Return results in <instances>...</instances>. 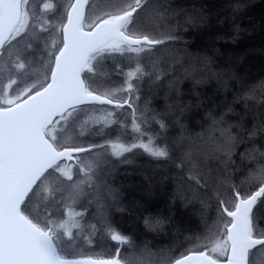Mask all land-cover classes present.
I'll return each instance as SVG.
<instances>
[{"label":"snow or ice","instance_id":"1","mask_svg":"<svg viewBox=\"0 0 264 264\" xmlns=\"http://www.w3.org/2000/svg\"><path fill=\"white\" fill-rule=\"evenodd\" d=\"M0 18V264H264V0Z\"/></svg>","mask_w":264,"mask_h":264},{"label":"water","instance_id":"2","mask_svg":"<svg viewBox=\"0 0 264 264\" xmlns=\"http://www.w3.org/2000/svg\"><path fill=\"white\" fill-rule=\"evenodd\" d=\"M0 24H3L2 18H0ZM89 44H90V41L87 38H85V40H84V46L87 47V46H89Z\"/></svg>","mask_w":264,"mask_h":264},{"label":"trees","instance_id":"3","mask_svg":"<svg viewBox=\"0 0 264 264\" xmlns=\"http://www.w3.org/2000/svg\"><path fill=\"white\" fill-rule=\"evenodd\" d=\"M258 2H259V0H258ZM259 14H260L259 11H257L256 15L258 16ZM252 43L258 45L260 43V41L258 39L257 40H253ZM256 70H258V68Z\"/></svg>","mask_w":264,"mask_h":264}]
</instances>
